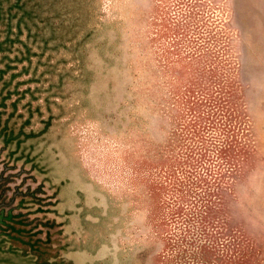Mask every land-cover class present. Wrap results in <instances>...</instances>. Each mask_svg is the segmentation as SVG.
I'll return each instance as SVG.
<instances>
[{
	"label": "rangeland",
	"instance_id": "rangeland-1",
	"mask_svg": "<svg viewBox=\"0 0 264 264\" xmlns=\"http://www.w3.org/2000/svg\"><path fill=\"white\" fill-rule=\"evenodd\" d=\"M0 264H264V0H0Z\"/></svg>",
	"mask_w": 264,
	"mask_h": 264
}]
</instances>
